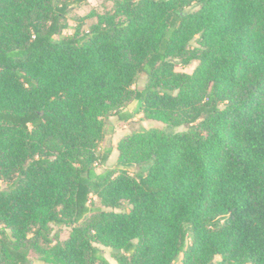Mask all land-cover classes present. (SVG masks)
<instances>
[{
    "label": "trees",
    "instance_id": "1",
    "mask_svg": "<svg viewBox=\"0 0 264 264\" xmlns=\"http://www.w3.org/2000/svg\"><path fill=\"white\" fill-rule=\"evenodd\" d=\"M84 2L0 0V264H264V0Z\"/></svg>",
    "mask_w": 264,
    "mask_h": 264
},
{
    "label": "rangeland",
    "instance_id": "2",
    "mask_svg": "<svg viewBox=\"0 0 264 264\" xmlns=\"http://www.w3.org/2000/svg\"><path fill=\"white\" fill-rule=\"evenodd\" d=\"M113 0H86L81 5H75L70 7V11L67 15L69 27L66 28L63 33L70 34L73 32V27L77 24L81 25L83 30H87L93 22H95L96 13H102L112 8ZM196 62H191L186 66L179 64L175 65V69L178 71L192 72ZM145 82V76H141L138 81L139 86H143ZM137 102L135 100L131 101L127 106L126 110L130 112L133 116L128 120H119L117 116H110L106 120V131L104 137L99 143L98 152L102 153L106 148H111V152L108 155L107 161L104 164L95 163V168L97 172H102L108 169L116 168L118 151L116 149V144L120 138L124 135L144 128H163L164 123L150 118H145L141 112L136 110ZM178 130L186 129V126H179ZM94 205L100 206L99 200L96 197H93ZM70 231L69 226H55L51 225V235L55 236V239L64 240L67 238ZM95 246L101 249L103 255L107 260L116 264V260L113 257V249L101 244L94 243ZM29 258L33 264H47L42 261L37 253L34 251L29 252Z\"/></svg>",
    "mask_w": 264,
    "mask_h": 264
}]
</instances>
